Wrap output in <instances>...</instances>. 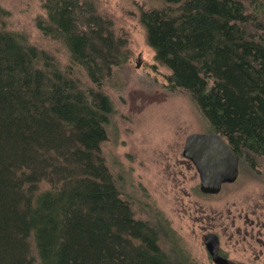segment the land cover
<instances>
[{
	"label": "trees",
	"instance_id": "16d2710c",
	"mask_svg": "<svg viewBox=\"0 0 264 264\" xmlns=\"http://www.w3.org/2000/svg\"><path fill=\"white\" fill-rule=\"evenodd\" d=\"M165 2L178 6L141 18L171 85L188 91L240 164L263 156L264 1ZM44 8L38 27L99 84L122 54L94 0ZM8 15L0 5V264L181 263L160 244L167 227L137 218L108 170L109 97L7 29Z\"/></svg>",
	"mask_w": 264,
	"mask_h": 264
},
{
	"label": "rangeland",
	"instance_id": "374dc122",
	"mask_svg": "<svg viewBox=\"0 0 264 264\" xmlns=\"http://www.w3.org/2000/svg\"><path fill=\"white\" fill-rule=\"evenodd\" d=\"M94 3L122 54L99 84L72 62L63 41L38 27L39 18L46 16L44 0H0L9 12L7 29L46 52L86 91L99 90L111 100L107 138L101 143L105 163L134 215L159 225L161 231L167 227L160 244L165 250L170 247L171 258L179 264H216L204 242V234L213 231L220 236L223 255L239 264H264V155L244 158L238 179L218 194L200 190L199 173L183 155L190 133L213 130L188 91L171 85V70L155 58L141 18L144 10L178 5L165 0Z\"/></svg>",
	"mask_w": 264,
	"mask_h": 264
},
{
	"label": "water",
	"instance_id": "95a60500",
	"mask_svg": "<svg viewBox=\"0 0 264 264\" xmlns=\"http://www.w3.org/2000/svg\"><path fill=\"white\" fill-rule=\"evenodd\" d=\"M140 62L137 63L139 67ZM183 155L190 159L200 176V190L218 194L223 185L235 182L240 174V155L218 132H193L185 141ZM206 248L216 264H239L220 251V236L209 231L204 234Z\"/></svg>",
	"mask_w": 264,
	"mask_h": 264
},
{
	"label": "flooded vegetation",
	"instance_id": "af4514ba",
	"mask_svg": "<svg viewBox=\"0 0 264 264\" xmlns=\"http://www.w3.org/2000/svg\"><path fill=\"white\" fill-rule=\"evenodd\" d=\"M187 159H188V158H187ZM189 160H190V159H189ZM190 161H191V160H190ZM220 251H222L221 248H220ZM221 253H222V252H221Z\"/></svg>",
	"mask_w": 264,
	"mask_h": 264
}]
</instances>
